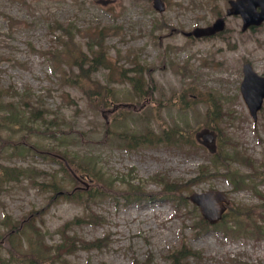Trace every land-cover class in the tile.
<instances>
[{
  "label": "rangeland",
  "instance_id": "rangeland-1",
  "mask_svg": "<svg viewBox=\"0 0 264 264\" xmlns=\"http://www.w3.org/2000/svg\"><path fill=\"white\" fill-rule=\"evenodd\" d=\"M228 1L164 0L159 11L153 0H0L1 93L17 112L11 125L0 122V168L14 170L0 180L3 255L6 223L22 222L15 229L18 238L23 234L18 250L38 235L42 246L62 242L63 233L87 242L105 237L103 247L79 248L53 264H170L169 250L181 243L198 252L188 264H264V237L202 229L191 199L177 211L168 200L121 196L129 184L157 192L168 180L183 182L185 193L221 189L232 212L264 206V175L238 189L224 166L197 177L212 157L210 143L197 136L205 129L217 150L220 138L224 151L239 153L228 164L243 176H252L245 160L264 165V103L254 119L241 90L244 62L264 75V23L243 31L242 17L226 13ZM219 15L226 16L225 31L186 35ZM91 47L104 52V65L89 62ZM136 78L144 83L141 94L133 88ZM214 96L226 113L212 125ZM106 125L136 134L150 128L146 136L162 132L165 140L164 131L177 126L191 138L129 146L107 138ZM55 153L97 161L92 174L83 173L97 196L58 193L78 182L62 171ZM3 262L22 264L19 257Z\"/></svg>",
  "mask_w": 264,
  "mask_h": 264
},
{
  "label": "trees",
  "instance_id": "trees-1",
  "mask_svg": "<svg viewBox=\"0 0 264 264\" xmlns=\"http://www.w3.org/2000/svg\"><path fill=\"white\" fill-rule=\"evenodd\" d=\"M101 38V37H100ZM100 49H103L102 45L100 46ZM99 55V56H98ZM80 56L77 57L79 59ZM89 62L96 63V66L104 65V52L100 50L99 52L95 51L92 52V56L89 60ZM136 90L139 91V93H143V90L145 89L144 83L140 78H136V81H134ZM99 95L100 99L102 101L106 100L101 94H103L101 91H97L95 93ZM3 93H1V86H0V122L4 123L6 120L10 117V115L3 114L6 104H4L3 101ZM212 102L210 104V112H209V123L219 124L220 120L224 118L225 111H221L220 108V101L216 97L211 98ZM3 118V119H2ZM213 125V124H212ZM165 130V129H164ZM149 131V130H148ZM147 131V132H148ZM162 134V133H161ZM164 135L166 137V140L175 138V140H179L180 142H186L189 140L186 135L181 130H178L177 127H172L170 130H165ZM159 139H163V137L160 135ZM149 141H152L151 138H148ZM165 140V139H163ZM159 141V140H157ZM224 150L220 149L217 153L214 154L212 161L216 164L218 161H227L231 158V156H234L233 153H228ZM236 155V154H235ZM71 160V159H70ZM72 161V160H71ZM70 162V161H69ZM73 162V161H72ZM246 163L252 165L253 163H249L248 161H245ZM71 163V162H70ZM72 164V163H71ZM89 164V165H88ZM88 167L91 166L92 171L93 167L95 166L94 163H91V160H89V163H87ZM87 170V168H84ZM204 173H207L205 171H208L207 168L202 170ZM11 170L7 167H2L0 169V175L7 176L10 174ZM92 173V172H90ZM96 174V173H95ZM245 180V177L242 176H234V183L236 187L240 185ZM54 187H56L57 184H53ZM138 186H131L130 189H127L123 191V194L127 198H132L134 196L136 197H146L144 195H158L155 192L150 193H144L137 188ZM111 188V187H110ZM108 187V189H110ZM107 189V187H106ZM185 188L180 186L178 183H166L164 185L163 194L162 197L166 199L176 200V201H182L186 199V196L184 195ZM80 191V190H79ZM79 191H76L79 192ZM97 195L96 190H89L86 194L87 198H91L93 196ZM257 213V216H254V214ZM235 217L237 219H241V225L240 228H235L237 230H248L250 229L252 232L256 233H263L264 232V211L261 213V209L254 208L252 210H248L247 208L237 210L235 213ZM19 223H15V226H18ZM207 225V222L202 219V226ZM14 225L10 229L9 232L5 234L6 240L4 243V247H7L9 249V254L11 256H14L16 254L20 255V257L23 259V262L25 264H53L56 261H59L62 256H65L67 254L72 253L79 245L84 248H90V247H102L105 242V238L97 239L95 241H85V240H79L74 239L72 237L66 236L63 243L56 244L54 246H47L44 244V246L39 245L38 241H30L29 246L26 251L19 252L16 250L17 244V234L18 231H15ZM4 236V235H3ZM43 244V243H42ZM1 247V244H0ZM53 248V250H52ZM197 252L193 250L191 247H188L186 245H182L179 248L171 249L169 251L168 256L171 258V264H187V258L190 256H195ZM143 264V263H139Z\"/></svg>",
  "mask_w": 264,
  "mask_h": 264
},
{
  "label": "water",
  "instance_id": "water-1",
  "mask_svg": "<svg viewBox=\"0 0 264 264\" xmlns=\"http://www.w3.org/2000/svg\"><path fill=\"white\" fill-rule=\"evenodd\" d=\"M230 3L231 7L228 8V13H241L245 20L244 29L250 24H259L264 20V0H230ZM156 6L159 9L164 8L160 0H156ZM257 7H260V10H257ZM223 27L224 19L219 18L214 25L206 28H196L194 31L188 32V34L194 33L196 35H202L204 33H212ZM244 73L242 92L253 116L256 117L257 111L262 106L264 99V77L259 76L249 63H245ZM204 136L207 137V135ZM209 138L212 139V136H209ZM212 193L220 195V198H224V195L220 191H212L203 194L193 193L190 198L202 206L204 215L211 222H215L221 217L224 207L211 204L205 199V196Z\"/></svg>",
  "mask_w": 264,
  "mask_h": 264
}]
</instances>
